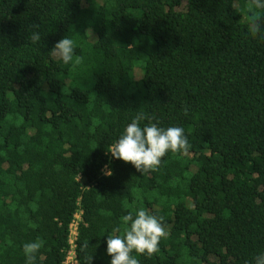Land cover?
Returning <instances> with one entry per match:
<instances>
[{"label":"trees","instance_id":"16d2710c","mask_svg":"<svg viewBox=\"0 0 264 264\" xmlns=\"http://www.w3.org/2000/svg\"><path fill=\"white\" fill-rule=\"evenodd\" d=\"M248 6L0 0V264H24L37 238L38 264H64L78 213V264H110L107 235L141 207L166 235L138 264H248L264 250V39ZM66 36L78 64L48 54ZM137 114L182 127L190 148L154 172L113 160L101 176Z\"/></svg>","mask_w":264,"mask_h":264},{"label":"clouds","instance_id":"9594fccd","mask_svg":"<svg viewBox=\"0 0 264 264\" xmlns=\"http://www.w3.org/2000/svg\"><path fill=\"white\" fill-rule=\"evenodd\" d=\"M256 9L257 11H253ZM249 27L254 33L264 39V17L259 15L264 11V0H249ZM27 41L24 47L36 50L40 46L41 31L37 24H32L27 31ZM49 56L59 62L69 65L80 63L76 56L74 41L67 36L55 43ZM144 117L137 114L125 126L116 140L108 145L106 154L108 161L100 168L101 176L110 178L114 171L113 160L130 164L137 172L144 175L157 170L162 158L169 152L184 153L190 148L184 129L179 126L162 127L159 122L141 123ZM123 226L114 228L106 240V254L111 258L110 264H138L133 253L151 256L158 251L162 237L166 235L163 218L143 207L135 214L129 212L120 217ZM43 241L40 238L22 244L24 264H38ZM87 261V256L85 255ZM248 264H264V250L258 251Z\"/></svg>","mask_w":264,"mask_h":264},{"label":"built area","instance_id":"2783aa9c","mask_svg":"<svg viewBox=\"0 0 264 264\" xmlns=\"http://www.w3.org/2000/svg\"><path fill=\"white\" fill-rule=\"evenodd\" d=\"M81 221V213L75 215V219L70 225L69 229V251L66 256L64 264H78L76 259V241L79 235V225Z\"/></svg>","mask_w":264,"mask_h":264}]
</instances>
